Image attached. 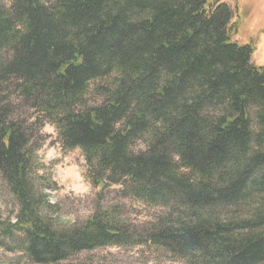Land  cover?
Listing matches in <instances>:
<instances>
[{"label": "trees", "instance_id": "obj_1", "mask_svg": "<svg viewBox=\"0 0 264 264\" xmlns=\"http://www.w3.org/2000/svg\"><path fill=\"white\" fill-rule=\"evenodd\" d=\"M232 18L222 0H0V174L18 204L0 234L20 231L35 264L143 243L264 264V66ZM33 124L82 151L99 199L80 224L47 213ZM114 185L159 213L134 230L101 205Z\"/></svg>", "mask_w": 264, "mask_h": 264}, {"label": "rangeland", "instance_id": "obj_2", "mask_svg": "<svg viewBox=\"0 0 264 264\" xmlns=\"http://www.w3.org/2000/svg\"><path fill=\"white\" fill-rule=\"evenodd\" d=\"M233 10L232 21L236 29L231 30V39L240 44L251 42L254 50L251 62L264 66V0H222ZM231 21V22H232ZM97 80L96 82H99ZM105 81V80H104ZM93 82L87 94L92 104L100 96ZM32 134L39 135L40 148L35 149L37 175L47 187L49 199L55 205L47 212L62 224H80L93 212L97 204L98 189L87 176V166L80 148L67 149L62 146L53 125L30 126ZM138 140L131 145L133 151L141 150ZM101 205L119 208L126 223L138 231L159 213L160 208L146 206L131 198H122L118 186L101 191ZM106 209V208H105ZM18 211L17 200L9 192L0 174V225L10 226L15 222ZM22 233L13 230L12 236L0 234V264H35L21 250ZM60 264H182L178 259L160 248L149 244L102 246L83 251Z\"/></svg>", "mask_w": 264, "mask_h": 264}]
</instances>
